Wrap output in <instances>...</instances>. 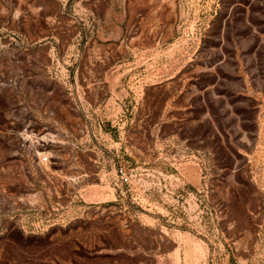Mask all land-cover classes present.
Wrapping results in <instances>:
<instances>
[{
  "label": "rangeland",
  "instance_id": "1",
  "mask_svg": "<svg viewBox=\"0 0 264 264\" xmlns=\"http://www.w3.org/2000/svg\"><path fill=\"white\" fill-rule=\"evenodd\" d=\"M0 264H264V0H0Z\"/></svg>",
  "mask_w": 264,
  "mask_h": 264
},
{
  "label": "built area",
  "instance_id": "2",
  "mask_svg": "<svg viewBox=\"0 0 264 264\" xmlns=\"http://www.w3.org/2000/svg\"><path fill=\"white\" fill-rule=\"evenodd\" d=\"M45 159H46V156H43V157H42V160H45Z\"/></svg>",
  "mask_w": 264,
  "mask_h": 264
}]
</instances>
